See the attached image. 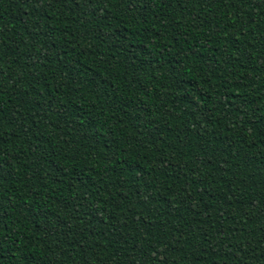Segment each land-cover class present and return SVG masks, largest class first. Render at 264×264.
Returning a JSON list of instances; mask_svg holds the SVG:
<instances>
[{
    "label": "trees",
    "instance_id": "1",
    "mask_svg": "<svg viewBox=\"0 0 264 264\" xmlns=\"http://www.w3.org/2000/svg\"><path fill=\"white\" fill-rule=\"evenodd\" d=\"M0 264H264V0H0Z\"/></svg>",
    "mask_w": 264,
    "mask_h": 264
}]
</instances>
